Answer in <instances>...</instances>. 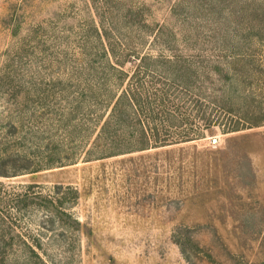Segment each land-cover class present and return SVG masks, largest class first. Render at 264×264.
Segmentation results:
<instances>
[{
	"label": "rangeland",
	"instance_id": "rangeland-1",
	"mask_svg": "<svg viewBox=\"0 0 264 264\" xmlns=\"http://www.w3.org/2000/svg\"><path fill=\"white\" fill-rule=\"evenodd\" d=\"M0 183V264H264V0H0Z\"/></svg>",
	"mask_w": 264,
	"mask_h": 264
},
{
	"label": "trees",
	"instance_id": "trees-1",
	"mask_svg": "<svg viewBox=\"0 0 264 264\" xmlns=\"http://www.w3.org/2000/svg\"><path fill=\"white\" fill-rule=\"evenodd\" d=\"M0 185H1V183H0ZM8 200H9V203H10V201L12 202L10 197L6 198V197H1V195H0V204H1V202H3L5 204V203H7ZM0 214H2V213L0 212ZM5 221H6L5 215L4 214L0 215V239L2 238V236L4 234V227H3L4 224H2V223H5Z\"/></svg>",
	"mask_w": 264,
	"mask_h": 264
}]
</instances>
